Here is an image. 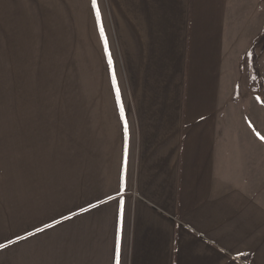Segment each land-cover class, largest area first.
<instances>
[{
    "label": "crops",
    "instance_id": "0c3cea01",
    "mask_svg": "<svg viewBox=\"0 0 264 264\" xmlns=\"http://www.w3.org/2000/svg\"><path fill=\"white\" fill-rule=\"evenodd\" d=\"M19 6L0 0L4 42L35 37ZM109 6L81 136L21 145L12 239L0 185L1 264H264V140L235 115L264 0Z\"/></svg>",
    "mask_w": 264,
    "mask_h": 264
},
{
    "label": "rangeland",
    "instance_id": "374dc122",
    "mask_svg": "<svg viewBox=\"0 0 264 264\" xmlns=\"http://www.w3.org/2000/svg\"><path fill=\"white\" fill-rule=\"evenodd\" d=\"M109 1L10 0L11 10L20 5L19 13L24 18L32 16L30 22L37 24L35 40L25 35L18 40L13 34L11 41L9 38L4 42L7 34L0 33V142H4L0 149V185L6 179L11 239L16 237L18 155L22 149L23 155L24 142L34 135L45 134L59 141L58 136L64 139L65 132L76 131L80 137L83 79H87V96L92 98L104 85L102 74L98 82L103 84L96 85L92 92V72L97 74L99 54L104 60L103 68L108 67L107 63L112 68L111 53L106 50L108 44L103 45L104 30L100 20V13L106 12L111 21ZM30 27L33 26L23 25L22 31L30 32ZM255 65L259 78L253 77L246 54L241 63L243 78L238 86L242 85L235 91V99H241L238 108L235 107V115L240 117V127L247 124L250 130H260L264 137V102L261 100V97L264 99V50L256 57ZM246 115L250 121L245 119ZM1 240L0 225V264Z\"/></svg>",
    "mask_w": 264,
    "mask_h": 264
},
{
    "label": "trees",
    "instance_id": "16d2710c",
    "mask_svg": "<svg viewBox=\"0 0 264 264\" xmlns=\"http://www.w3.org/2000/svg\"><path fill=\"white\" fill-rule=\"evenodd\" d=\"M263 50H264V29L259 34V36L254 40L253 44L251 45L250 49L247 52L254 78H259L258 69L255 65V59L256 57H258V54ZM261 100L264 102L263 97H261Z\"/></svg>",
    "mask_w": 264,
    "mask_h": 264
},
{
    "label": "snow or ice",
    "instance_id": "6c2138e0",
    "mask_svg": "<svg viewBox=\"0 0 264 264\" xmlns=\"http://www.w3.org/2000/svg\"><path fill=\"white\" fill-rule=\"evenodd\" d=\"M93 3H95V0H93ZM261 139H264V137H261Z\"/></svg>",
    "mask_w": 264,
    "mask_h": 264
}]
</instances>
